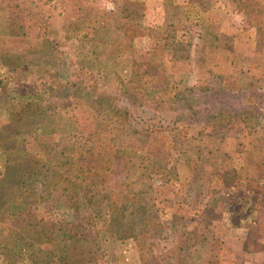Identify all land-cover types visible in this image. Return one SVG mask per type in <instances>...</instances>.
Returning a JSON list of instances; mask_svg holds the SVG:
<instances>
[{
    "label": "rangeland",
    "instance_id": "rangeland-1",
    "mask_svg": "<svg viewBox=\"0 0 264 264\" xmlns=\"http://www.w3.org/2000/svg\"><path fill=\"white\" fill-rule=\"evenodd\" d=\"M4 1L7 3H3ZM79 1H81L84 6L86 5V0ZM110 1L111 0H98L99 4L95 3L96 6H94L97 10L92 14L90 11H86L85 13L83 10V12L80 11L79 13L77 11L76 14L80 20L83 19L82 14H87L86 17L94 19L96 15H98L99 18L103 15L106 20L110 19L111 16L114 19L112 13L117 5H115V2ZM200 1L205 4V11H209L213 3H221L222 0ZM225 1H227L229 5L227 9H215L212 13L205 14V16H202L204 13L200 11H190V13H192L189 15L191 20H205L206 23L213 22L215 31L219 29L222 33H225L224 37L221 36L222 43H228L229 45V47L223 49L226 54L225 57H221L222 60L219 61V63L212 65L209 73L202 79L188 76V80H185L180 77L182 76L181 73H179V76L169 75L170 73L166 72V65H162L163 68H160L162 69L160 73L164 71L163 74H161V78L163 77V79L161 83H159L158 80L157 84L155 83L157 89L153 92L148 90L146 92V88L139 87L136 91L137 95H135V92L132 90L127 91L128 95L124 94L125 91L122 90L121 86L122 81L119 80L120 84H118L117 81L112 78L109 71L104 70V72H102L103 76H101V73H97L102 71L100 68L93 70V63L96 59L92 57V61H88V49L81 41H79L78 44L71 42L73 41L72 38L81 35V33L79 32L75 35L77 32L74 30V27L73 29L70 27L69 23V19L71 18L69 15L63 17V11L69 10V0H1L0 2V8L7 9V14L5 11V14L3 12L2 15H0V42L5 40L3 46L5 49L9 50L11 48L13 52L20 51L16 44L11 47L9 45V40L6 42L8 38L5 37V21L7 20L6 23H8L12 17L16 21L18 17L21 18V16L26 20L34 18L37 23L41 24V33H43L45 37H48V39L53 38L52 41H55V45L57 46L53 48L55 56L50 54L53 60L57 58L60 64V66L58 65V72L53 71V74L65 75L68 77L75 76L77 78L74 79V81L79 82L83 79L81 70L84 69L89 74L86 76L88 78L87 81L91 82L90 90L92 92L88 91L87 93L89 98L97 93L101 96H105V101H108L107 97H109L112 99L122 98V101L128 102L131 105H137V103L139 104L142 102L144 105L143 114L141 115L139 114L140 112L136 111L129 114V123H132L133 128L136 130L144 132L149 135L150 138H154L152 142L156 144L158 154L171 158L170 168H168L166 172L163 171V174L159 173L152 182L153 191H155L154 196L157 197L158 202L162 205L158 215L160 214V221L167 227L165 230V237L168 238V241L162 239L161 241H157V244H152V242L144 240H120L110 234L106 225L102 226L103 222H98L97 229L100 231L102 228L99 232L100 239L97 237H87L85 241H83L87 250L85 255L89 260L94 261V264H159L157 248L162 249L166 247V244H175V240L180 248V252L185 258V264H264V231L258 234L256 231L257 225L249 223V220L252 219L255 214H251V212L247 210V202L244 203L240 200L236 192L234 194L231 192L235 187L224 189L222 176L219 175L218 171L215 173L214 170L208 166V162L204 160L205 158L212 159L213 157H217L221 153L234 157L236 153L234 145L236 142L252 143L256 141L264 145V114L262 118H258L257 123L259 125L256 129L252 124L246 131H238L236 134L227 135L225 132L215 134L216 132H214L211 133L214 135L202 137L199 134V126L191 125V121L190 124L179 126L176 124V118L165 114V109H160L162 107L161 105L168 102L176 93L195 90L201 93L204 92L203 88H209L207 83L215 80L221 81L227 76L237 77L244 83H253L255 85L254 91L264 95V16H261V18L258 17V19L257 17H252L246 22L244 15H240V13L236 12L238 10L241 12L239 7L244 8L245 5L243 0H236L238 3L233 0ZM130 9L133 11L137 9L136 11L141 15L144 12L143 7H136L135 9L132 6ZM176 14L174 9L168 10L169 20L176 21ZM74 17L75 18L71 20L77 19L76 15H74ZM106 20L104 21L106 22ZM151 20V16L147 17V21L150 22ZM191 20L187 19L190 27L193 25V21L191 22ZM188 22L186 23V21H183V23H177V25L178 27L188 26ZM110 24H114V22L110 21ZM167 25L170 26L169 24ZM251 25H254V40L255 42H259V47L255 48L253 62L248 63L246 60V55L248 54L246 53L249 52L246 51L245 47H243V49L238 52L239 55L236 56V51H232L230 46H233L234 41L242 42L241 39L247 40V38L240 37L239 34H233V32H244L247 28L249 29ZM30 30L33 31V29ZM15 31H17L18 35L23 33L21 27H15ZM109 32L110 37H112V32L110 30ZM138 33L139 29L131 31V34L135 36ZM141 33L143 32L140 30V34ZM101 35L102 33L99 34L98 38H101ZM243 35H249V32ZM172 36L175 37V35ZM31 39L34 40L35 38L32 37ZM174 42L176 41L174 40ZM180 44L181 42L179 41L178 43L177 41L174 49H178V56L181 60L192 67L193 64L187 63V59L191 53V47H186L188 44L182 47ZM235 46L240 47L241 44H236ZM75 50L77 52H74ZM25 51L23 58L26 56L31 58V56L28 55V50ZM146 51L147 49H144L143 56L146 55ZM157 54L160 56L162 52L158 51ZM200 55L203 56L202 54ZM76 59L78 64L75 66ZM8 60H12L14 65L20 66L15 74L19 75L20 78H24L28 70L26 60L22 64L19 63L17 59L9 58ZM38 64L39 63L34 60L33 63H30L28 71H34L32 74L38 73L40 69L37 68V70L35 67V65ZM219 67H223L226 70L223 68L219 69ZM173 69L177 71L178 66H173ZM251 75H253V78H251ZM70 81L73 82V80ZM60 83L62 86V82H59V84ZM162 84L164 85L163 88ZM76 90L72 91V89H69L68 86L63 84L61 93H59L62 99L69 98V96L77 95L78 93L80 95L86 93V89H81L82 91L80 92ZM44 93L48 94L47 91H44ZM57 96L58 95H55V99ZM53 97L54 95L51 97L49 95V101H52ZM97 97V99H100L99 96ZM72 98L77 101V103H81V105L88 107L89 110L87 112L78 111V108H74L72 103L70 105L69 102H61L58 105L61 106L59 110H61L62 113L61 117L58 118L56 117V113L59 112L57 106H55V104L51 105L50 103L49 106H46L55 113V119L46 131L38 133V137H34L31 133L18 132L15 129H10L8 131L7 137L14 139L12 143L17 155L23 156L28 152L35 151L36 147L34 142L41 138L58 141L63 148L73 147L79 150L85 136L94 134L100 143L103 144V146L99 148V151L104 161L108 163L113 161L114 157H117L118 161H116V168L118 170V178L126 182V188L137 189L139 187V175L146 172V169L149 168L148 161L146 160L147 154L144 150L130 148L125 145L126 139L123 140V136L117 133L113 122L118 118L123 119L122 113L119 112L116 115L98 113L94 108L90 107L82 100L73 96ZM15 100L18 103L23 102L20 97ZM262 100H264V96ZM122 101L116 102L115 100L112 103L123 106L124 103ZM157 101H159L160 107L156 109L155 103ZM141 109L139 111H142ZM70 111H72V114ZM89 115L94 117L91 118ZM130 115L132 116L130 117ZM91 119L95 121V125L99 121L96 130H90ZM180 134L186 137L184 139L178 138V141L175 142L174 137ZM164 143L166 146H169L167 150L162 147ZM173 144L176 145L171 149L170 145ZM146 146H148V143L144 147ZM2 154L4 156V153ZM236 154L239 155V153ZM200 157H202V159H200ZM4 158L5 157H3V160L0 159V163L4 162ZM199 163L202 164L200 165ZM236 165L239 167L238 163H236ZM240 169L241 168H238V170ZM93 177L97 179L96 176ZM101 185V183L92 184L89 181L84 184L87 197L91 199L93 197H98L97 195H101L103 193V186ZM258 199L260 201V197ZM2 204L3 203H0V207L3 206ZM55 215L61 220L64 219L66 215L67 218L69 216L64 207H59ZM158 215L155 216V218H157ZM6 225L8 224H6L5 221L4 224L0 222V240H2V243L8 244L14 241V239H9L7 231H1ZM244 233H249L248 240L244 239L246 237ZM232 237L234 240H231ZM61 241L65 245L68 243L65 239L60 240L59 238L58 243H56L58 247L57 250H52L51 246H36L34 253L36 257L32 264H51V262L54 264H61L59 257V254L63 255V250L60 245ZM249 253L255 255L262 254L263 256L262 258L249 256ZM168 260H171V258H168ZM0 264L31 263H29L24 256L18 260L14 257H10L6 260V257L0 254Z\"/></svg>",
    "mask_w": 264,
    "mask_h": 264
},
{
    "label": "trees",
    "instance_id": "trees-1",
    "mask_svg": "<svg viewBox=\"0 0 264 264\" xmlns=\"http://www.w3.org/2000/svg\"><path fill=\"white\" fill-rule=\"evenodd\" d=\"M222 1L228 5L227 1ZM242 8L239 7L241 11ZM44 41L41 40V43ZM36 47L28 49V52L33 53ZM41 52L47 59H53L51 55L55 56L49 41L41 47ZM6 66L14 74L20 67L12 62ZM81 71L83 79L67 86L78 92L86 89V93L72 96L87 103L98 113L116 115L121 112L123 119L118 118L113 122L115 129L123 136V140L126 139L125 145L146 152L149 168L139 175L137 189L126 188V182L117 176L118 158L114 157L113 161L106 163L99 151L103 144L94 134L85 136L79 150L63 148L58 141L41 138L34 142L35 151L19 156L13 147L14 139L7 137L8 131L15 129L38 137L39 132L46 131L53 123L55 113L29 101L12 105L10 122L0 128V150L5 157L4 162L0 163V203H3L0 207V222L8 224L1 231H7L9 239H14L8 244L0 240V254L6 260L10 257L18 260L24 256L32 264L36 257V246H51L52 250H57L56 243L60 237V240L64 238L68 242L65 245L61 241V264H94L85 255L87 250L83 241L87 237H99L102 228L100 231L97 229L98 222H103L102 226L106 225L110 234L120 240H144L152 244L162 239L168 241L165 237L167 227L158 215L162 205L154 196L152 182L159 173L163 174L170 168L171 158L158 154L157 146L152 142L154 138L133 128L128 118L135 111L142 115L144 105L142 102L131 105L122 101V98L107 97L108 101H105V96L97 93L93 94L95 99L89 98L87 93L92 92L91 82L86 77L89 74L84 69ZM207 84L209 88H203L204 92L201 93L196 90L176 93L160 109H165V114L176 118L179 126L191 122V125L199 126L202 137L214 135L211 134L214 132L236 134L246 131L252 124L254 127L257 125L258 118L264 114V95L254 91L253 83H244L237 77L227 76L221 81ZM115 100L122 101L124 105L112 103ZM158 102L155 103L156 109L160 107ZM185 137L180 134L174 137V141ZM147 143L148 146L144 147ZM175 145H170V148ZM162 147L165 150L169 148L165 143ZM234 147L236 153L244 155L240 170L235 167L232 156L227 154L221 153L204 160L215 173L218 171L222 176L224 189L235 187L239 199L247 202V210L253 213L259 207L252 204L249 196L261 195V204L264 202V145L253 141L236 143ZM88 181L92 184L101 183L103 193L101 191V195L89 199L84 189ZM59 207L67 210L68 218L66 215L61 220L55 215ZM174 243L166 244L162 249L157 248L159 264H185L176 240Z\"/></svg>",
    "mask_w": 264,
    "mask_h": 264
},
{
    "label": "crops",
    "instance_id": "crops-1",
    "mask_svg": "<svg viewBox=\"0 0 264 264\" xmlns=\"http://www.w3.org/2000/svg\"><path fill=\"white\" fill-rule=\"evenodd\" d=\"M111 1L115 2V5H117L113 9L112 13L115 20L112 16L110 19L106 20L104 19L103 15L101 18L96 15V18L94 19L86 17L87 14H82V20L78 18V15L76 14L77 11L78 13L80 11H84L85 13L86 11H90L91 14L94 13V11L97 10L94 7L96 6L95 3L99 4L98 0H86L85 6L79 0H69V10L63 11L62 14L63 17L69 15L71 19L75 18L74 15L77 16L76 20L69 19V23L72 29L73 27L75 28L74 30L77 32L75 35H77L79 32L81 35L72 38L73 41L71 42L78 44L79 41H81V43L85 45V47L88 49V61H92V57L96 59V61L93 63V70L100 68L102 71L97 73H101V76H103L102 72H104V70L109 71L110 75H112V78H114L118 84H120L119 80H121L122 90L125 91L124 94L128 95L127 91L132 90L135 92V95H137L136 91L139 89V87L146 88V92L147 90L153 92L155 89H157L155 83L157 84V80L159 83H161L163 79V77L161 78V74H163L164 71L160 73L162 70L160 69L162 65H166V72L170 73L169 75L179 76V73H181L182 76L180 77L185 80H188V76L202 79L209 73L210 69L212 68L211 66L219 63V61L222 60L221 57H225L226 55L223 49L229 47V45L228 43L224 44L221 41V36L224 37L225 33H222V31L219 29H216L215 31L213 22L206 23L205 20L195 21L194 19L191 20V18H189V15L192 13H190V11H200L201 13H204L202 16H205V14H210L215 9L229 8V5H226L222 1L221 3L218 2V4L213 3L209 11H205V6L201 4L202 2L200 0ZM243 1L245 5L243 10L241 12H239V10L236 12L240 13V15H244L246 22L252 17H257L258 19V17L261 18V16H264V0ZM3 3L7 2L4 1ZM132 6L135 9L136 7H143L144 12L142 15L136 11L137 9L134 11L130 9ZM170 9H174L177 13L175 17L176 21L173 20L174 22L170 21L168 17V10ZM5 11L7 14V9L0 8V15H2L3 12L5 14ZM149 16L152 17L150 22L147 21V17ZM187 19H190L191 22L193 21V25H191V27ZM104 20H106V22ZM110 21L114 22V24H110ZM183 21H186V23L188 22L189 25L178 27L177 23H183ZM6 22L7 20L5 21V37L8 38L6 39V42L9 40V45L11 47L16 44L20 51L13 52L11 48L9 50L5 49L3 47L5 40L0 42V128L4 127L10 122V111L12 105L18 104L15 99L19 97L22 99V101H29L33 105L37 106L47 107L46 105L49 106L50 103L51 105L55 104L58 110L61 108V106L58 105L59 103L69 102L70 105L72 103L74 108H78V111L87 112L89 110L88 107L81 105V103H77V101H75L72 96L62 99L60 93L63 84L67 86L70 82H72L70 80L74 81V79L77 77H68L62 75V79L60 74H53V71L58 72V65L60 66L59 61L57 58H54V60L47 59L46 56L41 52V47H44L46 42L49 40L53 48L57 46L55 45V41H52L53 38L48 39V37H45L44 34L41 33V24L37 23L34 18L26 20L22 16L21 18L18 17V20L16 21L12 17L8 23ZM167 24H169L171 27ZM253 26L251 25L249 29L247 28L244 32H233V34H239L240 37L247 38V40L241 39L242 42L234 41L233 46H230L232 51H236V56H238V52H240V50L245 47L246 51L249 52L246 53L248 54L246 55V60L248 63L253 62L255 48L259 47V42H255L254 40ZM15 27H21L23 33L18 35L17 31H15ZM30 29H33V31ZM108 29L112 32V37H110V32ZM136 29H139V33L136 36L132 35L131 31H135ZM140 30L143 33L140 34ZM248 32L249 35H243L244 33L246 34ZM100 33H102L101 38H98ZM172 35H175V37ZM32 37L35 39H31ZM41 40H45L43 44L41 43ZM174 40L176 42L178 41V43L180 41V45L182 47L184 45L186 46V44H188L186 47H191V53L187 59V63L193 64L192 67L182 61L178 56V49H174L176 43ZM236 44H241V46L237 47L235 46ZM29 47L36 48L33 53L28 54L31 56V58H29V56L24 58V61L26 60L27 68L29 70L30 63H33L34 60H36L39 64L35 65V67L36 69H40V71L35 73V75L32 74L34 71L27 70V74L24 76V78H20L19 75L10 72L6 65L9 66V63L12 62V60H8L9 58L17 59L19 63L22 64L24 62L22 59L23 54L26 52L25 50L30 49ZM144 49H147L145 56H143ZM158 51H161L162 55L159 56L157 54ZM74 52L77 51L75 50ZM76 64H78L77 59L75 60V66ZM175 65L178 66L177 71L173 69V66ZM221 68L223 67H219V69ZM252 76L253 75H251V78H253ZM59 82H62V86L61 83L59 84ZM163 87L164 85L162 84V88ZM44 91H47L48 94H45ZM49 95L50 97L54 95L52 101H49ZM55 95H58L56 99ZM61 113L62 111L59 110V112L56 113V117H61ZM70 113L72 114V111H70ZM89 116L91 118L94 117L91 115ZM94 122L95 121L91 119L90 130H96L98 127L99 121L96 123V125ZM258 125L259 124L257 123L254 128L256 129ZM234 155L235 156H232V158L235 167L237 169L241 168L243 166L244 155H238L236 153ZM3 157L4 156L0 150V159L3 160ZM236 163H238L239 167H237ZM231 192L234 194L236 190L233 189ZM259 197L260 196L254 195L252 198H250L249 196L252 204L259 207L255 212H253L255 216L249 220V223L257 225L256 231L258 234L264 231V202L261 204L262 197H260V201L258 199ZM244 235L246 236L244 239L248 240L249 233H244ZM97 238L100 239V237ZM231 240H234V238L232 237ZM249 256L262 258L263 255L249 253Z\"/></svg>",
    "mask_w": 264,
    "mask_h": 264
}]
</instances>
